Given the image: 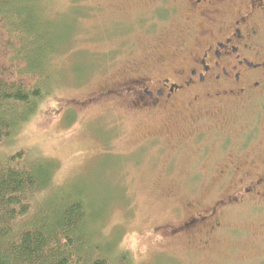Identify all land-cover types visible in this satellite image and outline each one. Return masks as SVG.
<instances>
[{
    "label": "rangeland",
    "instance_id": "rangeland-1",
    "mask_svg": "<svg viewBox=\"0 0 264 264\" xmlns=\"http://www.w3.org/2000/svg\"><path fill=\"white\" fill-rule=\"evenodd\" d=\"M174 1L90 0L78 37L50 58L49 94L0 155L53 158V186L72 180L101 216L110 208L101 233L120 235L135 264H247L257 229L232 200L238 166L251 169L250 150L240 152L245 112L208 122L195 106L148 108L128 90L140 75L162 79L186 47ZM68 6L56 0L49 13L71 21ZM159 8L172 13L161 19ZM114 23L130 27L109 29ZM215 207L219 223L195 219Z\"/></svg>",
    "mask_w": 264,
    "mask_h": 264
},
{
    "label": "trees",
    "instance_id": "trees-1",
    "mask_svg": "<svg viewBox=\"0 0 264 264\" xmlns=\"http://www.w3.org/2000/svg\"><path fill=\"white\" fill-rule=\"evenodd\" d=\"M54 1L0 0V143L38 111L57 76L50 58L94 12L90 0H68L71 21H55ZM57 166L23 150L0 155V264H135L120 235L101 233L110 208L101 216L72 180L53 186Z\"/></svg>",
    "mask_w": 264,
    "mask_h": 264
},
{
    "label": "flooded vegetation",
    "instance_id": "flooded-vegetation-1",
    "mask_svg": "<svg viewBox=\"0 0 264 264\" xmlns=\"http://www.w3.org/2000/svg\"><path fill=\"white\" fill-rule=\"evenodd\" d=\"M174 3L185 22L178 39L186 47L162 79L157 80L152 73L140 75L128 90L139 92L138 103L148 108L163 109L169 103L195 106L208 122L220 112L240 117L245 112L242 119L247 142L240 152L250 150L251 169L245 172L242 165L238 166L239 182L233 186L232 200L242 205L258 231L249 233L250 246L258 249L251 248L247 264H264V0ZM158 12L162 19L172 10L159 8ZM143 21L154 27L152 17ZM118 27L127 30L130 26L114 23L112 29ZM216 212L217 207L195 219L208 228L210 218L219 223L213 217Z\"/></svg>",
    "mask_w": 264,
    "mask_h": 264
}]
</instances>
